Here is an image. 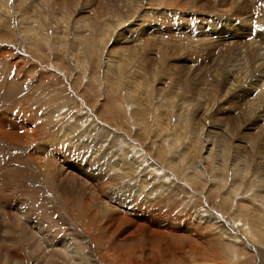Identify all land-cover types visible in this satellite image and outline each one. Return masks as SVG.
Returning a JSON list of instances; mask_svg holds the SVG:
<instances>
[{"label": "rangeland", "instance_id": "374dc122", "mask_svg": "<svg viewBox=\"0 0 264 264\" xmlns=\"http://www.w3.org/2000/svg\"><path fill=\"white\" fill-rule=\"evenodd\" d=\"M263 261L264 0H0V264Z\"/></svg>", "mask_w": 264, "mask_h": 264}, {"label": "bare ground", "instance_id": "6f19581e", "mask_svg": "<svg viewBox=\"0 0 264 264\" xmlns=\"http://www.w3.org/2000/svg\"><path fill=\"white\" fill-rule=\"evenodd\" d=\"M263 17V16H262ZM251 41V40H250ZM217 42V41H216ZM246 53H250V51L249 52H246ZM259 56V55H258ZM246 57L248 58V56L246 55ZM249 57H251V56H249ZM250 59V58H249ZM251 60V59H250ZM250 60H248V61H250ZM234 61V60H233ZM254 61H256V60H254ZM249 64V63H248ZM219 74V73H218ZM209 76V75H208ZM218 76V75H217ZM216 79V78H215ZM69 129V128H68ZM5 130V129H4ZM7 130V129H6ZM8 134V133H7ZM8 138V137H7ZM98 152V151H97ZM186 153V152H185ZM123 155H124V153H123ZM124 160V159H123ZM122 164V163H121ZM115 165V164H114ZM132 165V164H131ZM112 169V168H111ZM118 171V170H117ZM150 179V178H149ZM150 181H152V180H150ZM111 191V190H110ZM110 195V194H109ZM5 201V200H4ZM121 201V200H120ZM122 203H124L123 205H125V204H128V203H126L125 201H121ZM22 205V204H21ZM20 206V205H19ZM145 206V205H144ZM7 208V207H6ZM21 208V207H20ZM19 208V209H20ZM21 209H23V207L21 208ZM9 209H7L6 211H8ZM5 211V212H6ZM26 212V211H25ZM142 212H144V210H142V209H139V210H137V211H133V212H128V213H121L120 215H122V217L118 214H116V215H114V217L116 218V219H114L115 221H117V222H120V220H122V221H124L125 223H128V224H134V223H136L137 224V220L136 219H134V218H131V217H128V216H133V215H135V214H138V213H142ZM6 213H8V214H10V212H6ZM24 214V213H23ZM159 216V215H158ZM155 217H157V215L155 216ZM139 219L142 221V223L140 224V226L141 227H143V228H145V229H142V230H138L137 231V233H141V232H143V231H145V230H147L148 231V233L149 232H152V233H154L153 231H155V233L154 234H156V235H159L158 233H160L161 235H163L162 234V232L164 231H160V230H162L161 228H162V226H159L158 224H159V222L158 221H160V218H159V220H158V218H157V225L158 226H156V224H153L152 223V221H151V219H150V217L148 216V215H146V214H141L140 216H139ZM162 219V218H161ZM166 219V218H165ZM164 219V220H165ZM239 219V218H238ZM152 220L154 221V223H156V221H155V219L154 218H152ZM164 220H162V221H164ZM148 222H149V225H148ZM164 222H166V220L164 221ZM217 222V221H216ZM160 224H162L161 222H160ZM244 224H246V223H244ZM256 224H258V223H256ZM163 225V224H162ZM166 225V224H165ZM120 224H118V226H117V228H116V230H118L119 228H120ZM247 226V225H246ZM259 226V225H258ZM168 227V226H167ZM259 228V227H258ZM257 228V229H258ZM164 229V228H163ZM169 229V228H168ZM173 229V228H172ZM256 229V228H255ZM170 230V229H169ZM167 231V230H166ZM166 231H164L165 233H166ZM170 231H172V230H170ZM174 232H176L175 230H173ZM163 232V233H164ZM168 232V231H167ZM217 232V231H216ZM227 232H228V230H227ZM152 233H150V234H152ZM171 233V232H170ZM168 234H169V232H168ZM153 235V234H152ZM160 235V236H161ZM155 236V235H154ZM165 236V235H164ZM167 236V235H166ZM173 236H175V235H173ZM140 237V236H139ZM153 237V236H152ZM194 237V236H193ZM161 238V237H160ZM206 238V237H205ZM65 239V238H64ZM154 239V238H153ZM162 239V238H161ZM175 239V238H174ZM211 239V238H210ZM68 241V240H67ZM163 241V240H162ZM63 242L65 243V241L63 240ZM151 243H153V242H151ZM157 243V242H156ZM71 244V243H70ZM171 244V243H170ZM67 245V244H66ZM183 245V244H182ZM189 246V245H188ZM68 247L69 246H63V248H61L62 249V251L63 250H65L64 252H66V250H67V253L70 251H68ZM58 249V248H57ZM69 249H71V247L69 248ZM73 249V248H72ZM176 249H179V246H178V248L176 247ZM175 249V250H176ZM171 251L173 250L174 251V249H170ZM193 250V249H192ZM72 251V250H71ZM166 251H168V250H166ZM172 251V253L175 255L176 254V251H174L173 252ZM177 252H178V250H177ZM180 252V251H179ZM193 252V251H192ZM66 253V254H67ZM70 253V252H69ZM126 253H129V252H126ZM167 253V252H166ZM17 254V253H16ZM130 254V253H129ZM169 254V253H168ZM124 255H127V254H124ZM174 255H172L173 257H174ZM120 256V255H119ZM169 256V255H168ZM130 257V256H129ZM61 258V257H60ZM157 258V257H156ZM53 259H55V258H53ZM59 262V261H58ZM76 262H78V261H76ZM264 262V261H263ZM262 262V263H263ZM136 263V262H135ZM57 264H59V263H57ZM63 264V263H62Z\"/></svg>", "mask_w": 264, "mask_h": 264}]
</instances>
